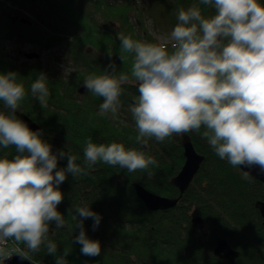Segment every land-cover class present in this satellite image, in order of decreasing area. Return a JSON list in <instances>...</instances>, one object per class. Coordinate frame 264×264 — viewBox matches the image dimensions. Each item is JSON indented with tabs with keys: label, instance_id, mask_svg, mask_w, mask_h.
<instances>
[{
	"label": "trees",
	"instance_id": "trees-1",
	"mask_svg": "<svg viewBox=\"0 0 264 264\" xmlns=\"http://www.w3.org/2000/svg\"><path fill=\"white\" fill-rule=\"evenodd\" d=\"M23 1L0 0V74L17 73V82L26 90L17 111L38 126L42 139L51 145L54 153L60 149L70 151L82 166L87 138L97 144L123 143L126 148L145 151L157 161L150 166L153 173L150 178L142 170L129 173L103 162L89 169L88 175L76 178L69 175L59 186L63 201L57 206L67 226L56 229L50 224L49 239L57 244V255L70 249L69 264H230L213 256L215 240L220 238L239 253L233 264H264V229L255 208L256 202L264 203V184L245 179L238 167H232L214 153L206 139L190 132L184 135L204 161L189 188L178 198L177 190L169 182L184 164L182 136H173L162 143L149 139L146 148L136 143L137 130L128 111L129 104L139 94L134 79L130 77L131 82L122 85L121 108L115 120L98 115L102 98L86 89L80 94L84 78L91 73L102 74L110 59L117 66L115 75L130 76L132 56L125 53V60L120 61L118 33L130 35L134 40L158 43L145 27V18L154 25L173 28L177 9H187L198 0H146L140 6L133 0H30L31 8L47 18V34L39 25L18 16L21 10L30 11ZM42 1L46 2L44 8L40 6ZM260 2L264 4V0ZM199 7L204 16L214 14L206 5ZM50 30L65 34L63 46L69 48L68 56L75 68L67 77L45 75L50 95L47 107H42L30 90L38 74H44L41 63L24 61L17 65L6 53V46L29 43L39 47L40 52L57 39ZM89 49L91 54L87 53ZM168 50L171 51L170 45ZM0 111L9 112L2 101ZM14 155V146H0V158L12 159ZM66 164L67 158L58 159L57 167ZM134 183L156 196L178 198V202L167 211H147L135 194ZM84 204L101 216L95 230L92 219L83 221L86 236L100 242L101 253L96 257L82 255L81 245L74 243L79 229L73 230L76 221L68 216L67 210ZM198 218L200 222L194 225L193 220ZM32 258L34 264H56L55 257L44 246Z\"/></svg>",
	"mask_w": 264,
	"mask_h": 264
},
{
	"label": "clouds",
	"instance_id": "clouds-1",
	"mask_svg": "<svg viewBox=\"0 0 264 264\" xmlns=\"http://www.w3.org/2000/svg\"><path fill=\"white\" fill-rule=\"evenodd\" d=\"M200 4L214 14L204 16ZM117 39L120 61L125 53L132 56L130 76L115 75L117 66L110 59L102 74H88L82 82L87 91L102 98L98 115L117 119L122 85L131 77L139 94L128 111L142 148L149 139L162 143L196 132L232 167H258L264 173V4L260 0H198L187 9H177V23L161 43L134 40L122 32ZM17 76L0 74V101L9 110L0 111V146L16 150L12 159L0 158V264L13 255L34 264L32 254L42 246L56 264H69L71 250L57 255L58 246L49 239L50 224L56 229L67 226L57 210L63 201L59 186L69 175H88L98 162L129 173L142 170L150 178V166L157 161L123 143L97 144L91 138L85 141L83 166L70 151L54 153L41 131L31 130L16 116L26 96ZM46 81L40 73L30 86L42 107H47L50 95ZM65 158L66 166L58 168V159ZM249 177L244 171V178ZM67 211L76 221L73 230L79 229L74 243L81 245V254L99 256L100 242L86 236L83 221L92 219L95 230L101 216L87 204Z\"/></svg>",
	"mask_w": 264,
	"mask_h": 264
},
{
	"label": "water",
	"instance_id": "water-1",
	"mask_svg": "<svg viewBox=\"0 0 264 264\" xmlns=\"http://www.w3.org/2000/svg\"><path fill=\"white\" fill-rule=\"evenodd\" d=\"M27 58L33 59V58H37V56L30 55V56H27ZM84 89L85 88L83 86L80 88V94H83ZM16 116L18 119L25 122L31 130L33 131L38 130V127L35 124H33L30 120H28L23 114L16 111ZM181 146L183 150L184 164L181 170L179 171V173L170 180V185L174 187L179 193L178 198H180L182 194L188 189L193 178L197 174L200 168V165L204 161V157L198 155L194 151L193 146L188 136H185V135L182 136ZM241 168L242 170L240 168L239 169L243 173L244 171L249 172L250 178L264 184V173H260L258 167L244 168L243 166H241ZM133 188H134L135 194L138 197V199L144 204L146 209L150 212L170 210L174 208L178 202V198L168 199V198H163V197H159L154 194H151L147 192L146 190H144L137 183L133 184ZM255 208L259 211V214L263 220L262 226L264 228V203L256 202ZM199 222H200L199 218L193 220L194 225H197ZM213 255L220 260H225L233 264L238 258L239 253L233 251L228 246L225 240L217 239L215 242V247L213 249ZM4 264H30V262L23 260L18 256H14L4 261Z\"/></svg>",
	"mask_w": 264,
	"mask_h": 264
},
{
	"label": "rangeland",
	"instance_id": "rangeland-1",
	"mask_svg": "<svg viewBox=\"0 0 264 264\" xmlns=\"http://www.w3.org/2000/svg\"><path fill=\"white\" fill-rule=\"evenodd\" d=\"M108 1H116V2H118L119 0H108ZM133 1L136 2L138 6L146 3V0H133ZM23 2H25V7L30 8L29 9L30 11H28V10H26V11L25 10H21L20 11V15H19V12H18V16H20V18L30 20V22H32L33 25H39L38 27L42 30V32H45L47 34L48 31H46V29H45V28H48L47 25H46V19L47 18L42 17V15H40L41 12H40V14L39 13L37 14L31 8L30 0H24ZM45 5H46V2L45 1H42V5H40V6L44 8ZM14 12H15V16H17V11H14ZM22 25H27L28 26L27 23H22ZM113 26L117 28V25L116 24H114ZM145 27L147 28V30L149 31V33L155 38V40L158 43L163 42L164 41V38L173 29L171 25H167V26H164V25L161 26V24L154 25V24H152V20H150L148 18H145ZM51 32L54 34L53 36L57 37V39L55 40V43H53V45H51L49 48H44V50H42V51L39 52V50H40L39 47H34V46H32V44H29V43H27V45H21V46L20 45H15L13 43H10V44L7 43L6 53L9 54L11 58H14L17 61L16 64L17 65H20V66H21L22 62H24L26 60V58H24L21 55L20 52H23L24 54L37 53L36 55H38V61L41 63V66L43 68L44 74L46 76L54 75V76L67 77L69 75V73L72 70H74L75 66H74V63H73L72 58H70L68 56V53L70 51L69 48L66 49L63 46L64 45L63 44L64 42L61 40L63 38L62 36L65 37V34L62 33V32H60V31H57V30H54V31H51ZM45 37L47 38V35ZM69 40H71V38H69ZM87 53L91 54L90 49L87 51ZM29 61L32 62L34 60H29ZM19 113H21V112H19ZM27 119L30 120L29 118H27ZM33 124H35V123H33ZM38 130H39V128H38ZM182 152H183V150H182ZM143 206H144V204H143ZM256 211L259 214V211L258 210H256ZM259 216H260V214H259ZM260 219H261V226H262L263 220H262L261 216H260ZM201 232L204 235L206 234V232H203L202 229H201ZM14 256H16V255H13L12 257H14Z\"/></svg>",
	"mask_w": 264,
	"mask_h": 264
},
{
	"label": "bare ground",
	"instance_id": "bare-ground-1",
	"mask_svg": "<svg viewBox=\"0 0 264 264\" xmlns=\"http://www.w3.org/2000/svg\"><path fill=\"white\" fill-rule=\"evenodd\" d=\"M240 172H242L241 170H240ZM243 173V172H242Z\"/></svg>",
	"mask_w": 264,
	"mask_h": 264
}]
</instances>
